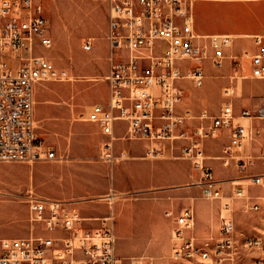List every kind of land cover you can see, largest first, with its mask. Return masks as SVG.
Instances as JSON below:
<instances>
[{
  "label": "built area",
  "instance_id": "built-area-1",
  "mask_svg": "<svg viewBox=\"0 0 264 264\" xmlns=\"http://www.w3.org/2000/svg\"><path fill=\"white\" fill-rule=\"evenodd\" d=\"M199 0H109L107 39L110 45L109 71L106 76L109 98L95 103L87 120L100 124L108 136L102 158L116 159L114 142L119 123L125 130L121 139L147 141V158L159 151L156 145L168 143L174 149L182 144L178 158L190 160L201 172L202 198L220 199L214 168L207 160L206 141L228 133V143L220 159L223 165L236 163L241 172L249 166H264V95L255 108L236 111L233 86L224 89L225 101L217 114L204 110L191 131L187 117L177 112L185 96L180 81L192 80L203 88L207 67L222 69L233 61L235 75L264 80V31L250 36L255 51L229 54L235 37L230 34H200L196 30L195 5ZM95 38L86 37L83 49L94 48ZM53 44L49 19L43 0H0V161L35 162L55 160L57 153L38 132L35 116L36 86L47 80L63 81L66 71H59L52 60L39 50ZM244 60L250 63L249 75L243 74ZM237 73H241L238 75ZM259 148V153H256ZM247 178L261 185L264 172H252ZM238 187L233 200H252ZM110 196V195H109ZM103 197L98 199L102 200ZM104 198H107L106 196ZM74 201L31 197L30 234L25 237L0 238V264H125L118 254V235L114 213L104 217H85ZM252 210H260L253 203ZM221 212L219 236L199 238L195 234L197 214L192 204L180 212L167 211L173 221L171 258L184 264H243L241 244L231 204ZM101 221V226L88 222ZM242 246L262 253L264 237H246ZM129 264H145L144 258H129ZM146 264H155L146 258Z\"/></svg>",
  "mask_w": 264,
  "mask_h": 264
},
{
  "label": "rangeland",
  "instance_id": "rangeland-1",
  "mask_svg": "<svg viewBox=\"0 0 264 264\" xmlns=\"http://www.w3.org/2000/svg\"><path fill=\"white\" fill-rule=\"evenodd\" d=\"M45 14L49 19L52 46L39 50L52 60L59 71L67 72L63 81L40 82L35 89V116L38 132L57 153L55 160L35 162L0 161V238L25 237L30 234L29 203L31 197L52 198L74 201L84 216L115 215V230L118 235V249L133 238L141 239L143 232H136L129 224L123 211L129 203H141L129 211L136 216L139 212L149 213L160 219L155 225L160 232L170 230V235H161L170 241L173 222L165 217L162 201L157 192L162 188L188 191L186 197H171L176 209L197 202L213 208L216 213L228 211L225 203L231 204L232 216L240 229L239 241L243 264H258L262 253L247 250L242 246L246 237H264V180L261 185H252L247 178L257 168L264 166L261 161L241 172L236 163L223 165V148L228 142L215 140V149L206 150L212 156L207 162L214 168L215 185L221 198H202L203 179L201 172L194 168L190 160L178 158L182 144L172 149L168 143L156 145L159 158L127 159L129 156H147V141L121 139L125 130L119 123L118 138L114 142L116 159L108 162L102 158L103 144L108 136L102 132L97 122L87 120V113L95 103L106 104L109 87L106 76L109 71L110 45L107 39L109 22V0H43ZM196 24L202 33L253 34L264 30V0H199L195 5ZM86 37L95 38L94 48L83 49ZM253 47L249 37H239L229 54L240 55L241 47ZM248 64V61H246ZM245 65V62H244ZM210 75L203 88H196L192 80H182L185 96L177 106V112L186 116V129L191 131L197 123L196 116L206 110L217 114L225 101L224 89L233 86L235 97L244 103L257 104L264 94V81L251 78L231 79L235 75L233 67L222 69L206 68ZM223 72V77H219ZM207 74V75H208ZM240 75L241 73H237ZM243 74L248 75L249 69ZM192 129H189L191 128ZM211 140V139H210ZM181 146V147H180ZM166 156V158H165ZM236 181V182H235ZM238 187H243V195L252 200L230 199L237 195ZM110 194H115L112 200ZM106 195L107 198L98 199ZM189 198H188V197ZM195 197V199H192ZM259 203L260 210L250 206ZM165 219L167 223H164ZM101 221L88 222L89 226H101ZM197 228V225H196ZM137 239V240H138ZM143 241H150L149 238ZM146 264L147 257L142 256ZM149 258V257H148ZM174 264L184 261L172 260ZM157 264H168L165 259Z\"/></svg>",
  "mask_w": 264,
  "mask_h": 264
},
{
  "label": "crops",
  "instance_id": "crops-1",
  "mask_svg": "<svg viewBox=\"0 0 264 264\" xmlns=\"http://www.w3.org/2000/svg\"><path fill=\"white\" fill-rule=\"evenodd\" d=\"M195 17H196V14H195ZM196 30L200 34H221L222 33V32H220V33H202V32H199L198 28H197V24H196ZM263 31L264 30H262L261 32H258V33H262ZM258 33H253V34L249 33V35L252 36V35H255ZM225 34H230V35H233L235 37V39L233 41V45L230 49L231 53H232L233 47L235 46V40H237V38H239L236 35H239V34H231V33H225ZM253 47H255V46L253 45ZM244 49H250L252 51H255L256 47L253 49L248 45H244L243 47H241L240 51H243ZM230 50H229V52H230ZM246 61H248V60H244V62H245L244 72H246V70L249 69V73H250V63L248 61V64H246ZM230 65H231V67H233V61L231 59L226 62L225 66L223 68H225L226 66L228 67ZM209 76L210 75L208 74L207 77H209ZM219 77H223V72L221 75H219ZM251 79H253V78H251ZM255 80H257V79H255ZM262 81H264V80H262ZM260 100H261V98H260ZM233 101H234L236 111H239L243 107L255 108L260 103V101H259L257 104L252 105L251 103H244L245 101H242V102L238 101L235 97V94H234ZM262 124H264V122ZM189 129H192V127ZM186 130H188V128ZM220 135L222 136V138L220 140H225V142H228V133L226 131H221ZM217 138H215V139H217ZM214 141L215 140H212V139L206 141V150L207 151H209L208 149H211V150L215 149V142ZM259 151H260V149L256 148L255 152L259 153ZM136 156H138V155H136ZM136 156H133V157H136ZM220 156H216L214 158L220 159ZM140 157H142V156H140ZM144 158L148 159L147 157H144ZM165 158H166V156H165ZM261 169L257 168L255 170H251V171L261 172ZM236 180H239V179L237 178ZM157 192L161 195L162 198H164V200L162 201V206H163V210L165 211V217L168 220L172 221L169 217L166 216V212L174 210L176 213H178L184 207L178 210L172 205V202L165 200V199L171 198V197H178V196L186 197V194L188 193V191H185L182 189H179V190L168 189L167 187L166 188L164 187ZM103 196H106V195H103ZM192 199H195V197H193ZM192 204L194 205V203H192ZM190 205L191 204L189 203V206ZM134 206L141 207L142 205H141V203H137V202L128 204L129 209H132V207L134 208ZM185 207H188V206H185ZM129 209L126 208V210L123 211V216L127 218V220L129 221V224H133L134 230L136 232H143V234H141L142 236L139 237L141 239H138V237L133 238L130 241L126 242V244L124 245L125 247L122 246L120 249H118V254L122 259H124V263L129 264V260H128L129 258L137 259L139 257L145 256V257L153 258L155 264H157L159 261H161L163 259H165L168 264H174V262L172 261L173 259L171 258V252H172V246H173L172 237H171L170 241L165 239V238H160L161 235L165 234L166 230H168L167 235H170L169 228L166 230L164 229L161 233L159 228H157L155 226L159 222L160 219L156 220V216L150 215L149 213L145 214V212H139L135 216L134 214H132L129 211ZM195 209H196V214H197V228L195 230V234L199 238H205V237L211 236V235L216 236V237L219 236L220 232H221V219H220L221 213L220 214L216 213L213 208H210L209 206L204 205V203H202V202H197ZM85 217H92V219H93L94 217H104V216H90L89 215V216H85ZM162 220L164 221V223H167V221L165 219H162ZM236 228H237V235H238L240 233V229L237 227V225H236ZM172 234H173V229H172ZM147 238H149L150 241H143V239H147ZM238 239H239V235H238Z\"/></svg>",
  "mask_w": 264,
  "mask_h": 264
},
{
  "label": "bare ground",
  "instance_id": "bare-ground-1",
  "mask_svg": "<svg viewBox=\"0 0 264 264\" xmlns=\"http://www.w3.org/2000/svg\"><path fill=\"white\" fill-rule=\"evenodd\" d=\"M236 36L237 37H250L249 33L248 34H239V35H236ZM150 157H152V158H159V155L158 154H150ZM127 159H145V158L144 157L142 158L140 156H136V157L129 156V157H127ZM110 196H111L112 200H114L116 195L115 194H110ZM102 197L104 198L105 196H102ZM232 198H234V197L230 196V199H232Z\"/></svg>",
  "mask_w": 264,
  "mask_h": 264
}]
</instances>
